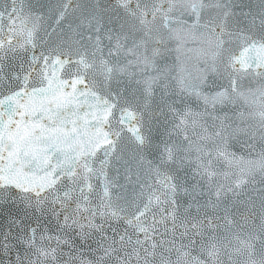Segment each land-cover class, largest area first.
I'll return each mask as SVG.
<instances>
[{
  "label": "snow or ice",
  "instance_id": "snow-or-ice-1",
  "mask_svg": "<svg viewBox=\"0 0 264 264\" xmlns=\"http://www.w3.org/2000/svg\"><path fill=\"white\" fill-rule=\"evenodd\" d=\"M0 264H264V0H0Z\"/></svg>",
  "mask_w": 264,
  "mask_h": 264
}]
</instances>
